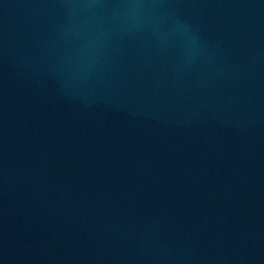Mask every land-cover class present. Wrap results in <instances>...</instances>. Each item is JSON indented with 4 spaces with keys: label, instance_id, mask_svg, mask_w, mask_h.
Here are the masks:
<instances>
[{
    "label": "water",
    "instance_id": "1",
    "mask_svg": "<svg viewBox=\"0 0 264 264\" xmlns=\"http://www.w3.org/2000/svg\"><path fill=\"white\" fill-rule=\"evenodd\" d=\"M0 264H264V0H0Z\"/></svg>",
    "mask_w": 264,
    "mask_h": 264
}]
</instances>
